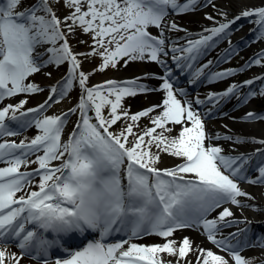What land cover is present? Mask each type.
<instances>
[{
    "label": "snow or ice",
    "instance_id": "snow-or-ice-1",
    "mask_svg": "<svg viewBox=\"0 0 264 264\" xmlns=\"http://www.w3.org/2000/svg\"><path fill=\"white\" fill-rule=\"evenodd\" d=\"M258 42L264 0H0V264H264V128L214 123L264 125Z\"/></svg>",
    "mask_w": 264,
    "mask_h": 264
},
{
    "label": "rangeland",
    "instance_id": "rangeland-1",
    "mask_svg": "<svg viewBox=\"0 0 264 264\" xmlns=\"http://www.w3.org/2000/svg\"><path fill=\"white\" fill-rule=\"evenodd\" d=\"M251 2H258V0H251ZM233 10H235V7L233 8ZM193 21V19H191V16H186L184 19H183V23H184V27H186V28H188L189 30H198V28H199V24H197V23H193L192 22ZM244 21H242L241 23H243ZM246 24V23H245ZM247 26H248V29L250 28V27H252L251 25H248V24H246ZM248 29H246V35L245 36H241V37H244L245 39H252L253 37L249 34V32H248ZM241 32V31H240ZM240 32H236L235 33V35L234 36H236L237 34H239ZM233 36V37H234ZM241 37H239V38H235L236 40H234L233 39V41L235 42V41H237V40H239ZM82 47L83 46H80V48L82 49ZM221 47H224V45H221ZM250 47H252V48H254V52H257V51H259L260 49H264V42H258V43H252L251 45H250ZM248 48V47H247ZM246 48H244L241 52H240V54L239 55H237V56H235L229 63H227V64H225V65H222V67H233V68H235V67H239V66H241L244 62H245V60H247L249 57H251L252 55H253V53H247L246 51ZM157 69H158V71H160L159 70V68L157 67V66H155ZM254 69H258V71H260V72H264V68H260V67H252V68H250V69H248V70H246L243 74H238L236 77H234L233 79H235V80H237V81H241V80H244V79H247L250 75H249V72H253L254 71ZM128 70H130V69H128ZM61 71H63V69L61 70ZM157 71V72H158ZM129 73H131V72H129ZM57 75H59V74H57ZM107 75H109V76H111V75H113L111 72H109V73H107ZM100 77L98 76V77H96V79H99ZM224 86V85H223ZM221 88V87H220ZM220 90V89H219ZM73 95H75V93L73 94ZM41 99H43V96L42 95H37V96H35V97H33L32 99H30V101H29V104L27 105L28 107L29 106H32V105H34L37 101H39V100H41ZM262 100L264 101V99H255V100H253L252 102H253V106H254V108L253 109H256V110H258V111H264V104H263V102H262ZM234 103H235V101H233ZM127 103L128 104H130L131 105V102H130V99H128L127 100ZM144 103V102H143ZM251 103V102H250ZM147 105V103H144L143 105H136V106H132L131 105V107H132V111H136V110H138L139 108H142V107H144V106H146ZM69 105H68V103H62L61 105H57V106H54L53 107V109H51L50 111H52V112H59V110L60 109H62V108H67ZM138 106V107H137ZM227 111H229L230 112V114L232 115V116H235L233 113L235 112V111H237V110H233L231 107H229V109H227ZM236 117V116H235ZM238 118V117H237ZM30 133H32V135L34 134V132L33 131H29V132H27V133H25V135H27V136H31L30 135ZM169 161H168V158H165V163L167 164ZM259 230V229H258ZM190 233V232H189ZM191 235L192 234H195V233H190ZM150 242V241H149Z\"/></svg>",
    "mask_w": 264,
    "mask_h": 264
},
{
    "label": "bare ground",
    "instance_id": "bare-ground-1",
    "mask_svg": "<svg viewBox=\"0 0 264 264\" xmlns=\"http://www.w3.org/2000/svg\"><path fill=\"white\" fill-rule=\"evenodd\" d=\"M191 19L198 20V19H200V17H199V15H197V16H191ZM179 22L184 26L183 19H181ZM246 29H248V26L247 25H245V28L239 34H237L236 36H234L233 39L241 37L246 32ZM245 51L247 53H253L254 52V48H252V47L249 46L248 48H246ZM129 69L130 70H127V72H122L119 75L122 76V77H127V76H131V75H134V74H139L141 71H150V72H157L158 71V69L155 67V65H148V66H144V65H132ZM129 72H131V73H129ZM256 72H259L258 69H254L253 72H249V75H253ZM99 80H100V78L99 79H96L95 78V81L94 82H99ZM220 87H223V85H220V86L212 85L209 88H206V89H203V90H219ZM130 102H131V105L133 107L136 106V105H143L144 103H147V101L144 99L143 96H138L135 99H130ZM229 107H228V109H229ZM253 107H254L253 106V102H251L247 106L248 110H252ZM242 112H243V110H238V111H236L233 114L236 117H239L240 115H242ZM237 115H239V116H237ZM214 123L216 124L217 130H221L219 128V125L220 124L227 123L229 125V127L230 128H233L234 130H244V131H248L250 133L256 134V135H259V133L261 131V128H264V125H260V124H257L254 127H249L248 125H242L238 120L234 124L231 119L215 121ZM30 135H32V133H30ZM249 191L256 192L257 189L255 187H253V188L249 189ZM246 214L249 215L250 217L253 215V213L251 211L247 212ZM188 234H190V233H188ZM192 235L195 236V234H192Z\"/></svg>",
    "mask_w": 264,
    "mask_h": 264
},
{
    "label": "trees",
    "instance_id": "trees-1",
    "mask_svg": "<svg viewBox=\"0 0 264 264\" xmlns=\"http://www.w3.org/2000/svg\"><path fill=\"white\" fill-rule=\"evenodd\" d=\"M263 104H264V101H263Z\"/></svg>",
    "mask_w": 264,
    "mask_h": 264
}]
</instances>
